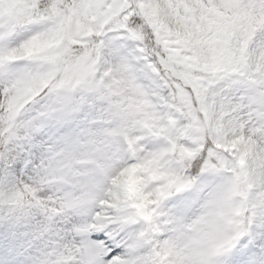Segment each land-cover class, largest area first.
Segmentation results:
<instances>
[{
	"label": "snow or ice",
	"instance_id": "1",
	"mask_svg": "<svg viewBox=\"0 0 264 264\" xmlns=\"http://www.w3.org/2000/svg\"><path fill=\"white\" fill-rule=\"evenodd\" d=\"M0 264H264V0H0Z\"/></svg>",
	"mask_w": 264,
	"mask_h": 264
}]
</instances>
